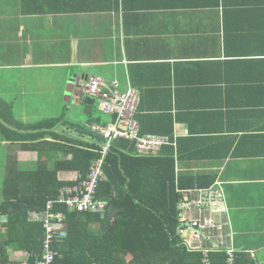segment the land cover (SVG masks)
<instances>
[{
	"label": "crops",
	"instance_id": "1",
	"mask_svg": "<svg viewBox=\"0 0 264 264\" xmlns=\"http://www.w3.org/2000/svg\"><path fill=\"white\" fill-rule=\"evenodd\" d=\"M87 76L140 92L144 135L177 136L162 155L174 164L167 177L178 193L196 201L193 186L211 178L222 190V202L189 212L188 220L213 226L200 240L181 228L185 244L264 264V0H0V99L24 126L0 128V174L64 158L46 144L54 137H35L32 126L62 118L75 95L69 85ZM64 127L55 129L61 143L78 139ZM76 174L64 171L59 181ZM3 203L4 190L0 239ZM90 229L103 232L99 221Z\"/></svg>",
	"mask_w": 264,
	"mask_h": 264
},
{
	"label": "trees",
	"instance_id": "2",
	"mask_svg": "<svg viewBox=\"0 0 264 264\" xmlns=\"http://www.w3.org/2000/svg\"><path fill=\"white\" fill-rule=\"evenodd\" d=\"M7 124L24 128L13 120L11 107L0 99V128L11 132ZM61 126H65L63 118L32 126L41 132L35 137L52 135L56 141L46 144L56 146L58 155H64L54 168L43 161L34 172H9L1 207L7 223L5 236L0 239V264H20L10 261V251L32 254L29 264L38 263L44 254L46 231L43 222L31 220V214L42 213L50 200L60 197L63 187L71 185L59 181L62 172H76L84 180L93 162L101 157V140H89L90 131L85 130L78 139L64 137L65 143H61V134L55 131ZM45 128L54 132L47 134ZM20 139L21 134L14 132V142ZM167 149L170 146L157 156L142 157L136 154L134 143L119 141L113 145L98 191V199L108 204L106 215L72 213L59 207L58 211L68 216L69 237L56 246V264H203L204 250L188 247L179 233L183 227L179 205L184 196L178 193L174 176L167 177L168 170L172 175L175 172L173 162L170 160L169 166L162 155ZM214 183L211 178L193 188L208 190ZM95 221L101 222L102 233L90 229ZM207 259L209 264H229L230 256L227 251H208ZM234 263L255 264L236 252Z\"/></svg>",
	"mask_w": 264,
	"mask_h": 264
},
{
	"label": "built area",
	"instance_id": "3",
	"mask_svg": "<svg viewBox=\"0 0 264 264\" xmlns=\"http://www.w3.org/2000/svg\"><path fill=\"white\" fill-rule=\"evenodd\" d=\"M86 85H82L85 97L99 103L100 110L108 117L103 125L94 126L87 137L94 142V138L101 140V157L93 162L87 178L82 180L79 174L76 178L63 181L70 183V186L62 188L60 197L50 200L46 209L36 215H31L32 220L44 223L46 231L44 254L37 264H56L59 252L57 244L63 243L68 237V216L58 211L59 207H66L72 213L100 214L105 217L108 204L98 199V191L101 182L105 179L104 166L106 158L110 154L116 142L129 141L136 145V153L142 157L157 156L166 147L177 146V136L153 135L142 133L138 121L142 97L138 90L130 86L127 93H121L117 82L109 83L102 78L87 76L82 79ZM199 199L193 201L184 197L179 205L181 211V222L183 227L181 233L191 230L196 240L201 239L202 231L212 227L213 223L209 218L199 220H188L189 212L197 207L205 209L213 203H220L224 200L222 190L213 187L208 190L197 191ZM191 247L194 250L201 248ZM208 251L204 250L203 264H209L207 259ZM230 256L229 264L234 263V251H228ZM16 262L29 264L32 254L20 252Z\"/></svg>",
	"mask_w": 264,
	"mask_h": 264
},
{
	"label": "rangeland",
	"instance_id": "4",
	"mask_svg": "<svg viewBox=\"0 0 264 264\" xmlns=\"http://www.w3.org/2000/svg\"><path fill=\"white\" fill-rule=\"evenodd\" d=\"M105 79L106 78H104V80ZM106 80H109V79H106ZM111 81L112 80H109L107 82L110 83ZM82 85H84L85 87L86 83L82 82ZM75 95H74V99L71 104L68 103L67 101H65L62 104L61 113H62V118L64 120V123H75V124L77 123L85 127L87 131H91L94 126L103 125L108 121V117H106L100 110L99 103L95 105L94 113L91 117L84 115L83 107H77L76 105V103L78 102V99ZM5 155H6V152L0 147V157L4 158ZM6 179H7V173L1 172L0 174V200L2 199V192L5 187ZM12 256H13L12 259L13 258L17 259L19 257L15 255L14 252L12 253Z\"/></svg>",
	"mask_w": 264,
	"mask_h": 264
},
{
	"label": "water",
	"instance_id": "5",
	"mask_svg": "<svg viewBox=\"0 0 264 264\" xmlns=\"http://www.w3.org/2000/svg\"><path fill=\"white\" fill-rule=\"evenodd\" d=\"M68 90H69V96L76 94V97L78 99V103H76V105L78 107L84 108V115L91 117L94 113L96 102L93 99L85 97L82 91L81 80L79 81V83L72 81L71 84L69 85ZM68 103L71 104V101H69ZM65 130L71 134H74L75 136L81 137V133L84 132L86 129L85 127L77 123L76 124L75 123H65Z\"/></svg>",
	"mask_w": 264,
	"mask_h": 264
}]
</instances>
